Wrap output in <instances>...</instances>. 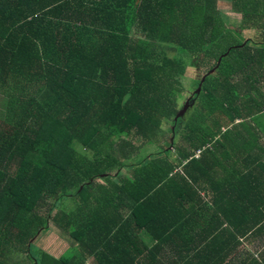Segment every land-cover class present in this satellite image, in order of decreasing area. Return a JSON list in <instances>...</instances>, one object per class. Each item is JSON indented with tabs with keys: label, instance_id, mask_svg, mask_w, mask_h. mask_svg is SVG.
Listing matches in <instances>:
<instances>
[{
	"label": "trees",
	"instance_id": "obj_1",
	"mask_svg": "<svg viewBox=\"0 0 264 264\" xmlns=\"http://www.w3.org/2000/svg\"><path fill=\"white\" fill-rule=\"evenodd\" d=\"M216 1L0 0V264L12 254L8 246L30 248L49 222L85 258L97 247L98 264H214L208 250L216 232L199 230L206 210L230 228L222 253L238 246V237L264 239V181L241 185L221 216L202 208L198 193L202 176L212 181L206 163L220 167L223 150L230 159L251 143L244 121L253 120L254 48L262 43L243 31L264 33V0H231L237 29ZM134 27L143 37L131 36ZM257 58L264 63V53ZM188 68L203 82L180 106ZM199 98L203 129L197 138L182 136L190 116L177 114ZM162 129L171 136L165 147L158 146ZM120 138L116 154L111 139ZM154 145L159 152L149 155ZM192 166L199 179L189 177ZM45 207L42 218L36 210ZM190 209L194 246L183 239ZM36 254L40 264H65ZM259 255L264 261V244Z\"/></svg>",
	"mask_w": 264,
	"mask_h": 264
},
{
	"label": "crops",
	"instance_id": "obj_2",
	"mask_svg": "<svg viewBox=\"0 0 264 264\" xmlns=\"http://www.w3.org/2000/svg\"><path fill=\"white\" fill-rule=\"evenodd\" d=\"M251 35V34H249ZM262 45H256L254 48V55L255 58V69H254V76H255V87H254V100H253V112L252 110H248L247 114L253 115V120H245V123H248L250 127H252V136H251V143L247 144V146L232 150V155L230 159L226 156L224 150L222 155V160L219 157V161H222V165L220 167H216V164L213 163L211 165L210 163H206V172L208 173V176L212 179L213 182L216 183L215 186L210 188L212 186L211 182H203V176L200 178L198 173L194 170V166H192L188 170V175L190 178H196L201 179L200 180V192L199 197L201 200V207L206 208L210 207L213 211V209H220L222 215L223 207H228V210L230 211L229 202L230 197L234 196L235 193L238 195L242 193L241 191V185L243 184H251V180L253 179H260L264 181V63L260 62L259 65V59L257 58V53H264V35L261 40H259ZM259 41L256 40L257 43ZM242 119V118H240ZM239 120V119H238ZM247 121V122H246ZM252 122V123H251ZM241 135L243 134V130L239 129ZM210 146H205L201 148V152L205 148H209ZM190 154L194 153L193 148H189L187 150ZM200 152V154H201ZM218 153V152H217ZM216 153V154H217ZM203 160L208 159H215L217 160V157H211L209 154L204 155ZM199 157V156H198ZM199 160V158H197ZM202 161V159L200 160ZM209 166V167H208ZM175 172H179L182 174L181 169H177ZM250 173L254 178L247 179V173ZM242 178H245L246 180L242 181ZM219 195V200L216 203V206L212 205V198L216 195L221 193ZM191 201L194 202V198L191 199ZM203 212L202 214V221L203 223L200 224L199 230H204L207 228L212 227L216 232V240L209 246L208 253L212 251L214 261V264H227L228 262L232 264H264V261L260 258L259 251L260 248H262V245L264 244L263 238H257L255 236L247 235L245 237H238V246H234L230 251H227L225 254L222 253V248H228V234L230 233V228L226 224L219 225V222L211 221L209 219V211ZM190 222L188 227L185 229V231L188 232V236H184L183 239H187L192 243L194 246V210L190 209ZM199 216V215H198ZM230 216V215H229ZM221 228L227 229L225 232V235L219 239L218 234L220 231H222ZM56 229V228H55ZM264 230V229H263ZM57 234L61 235V233L56 229ZM50 232V223L48 226V232ZM61 241H67L68 248L71 247V252L69 253V256H67V261L65 264H75L78 258L75 256H79L82 254L81 250L77 251L75 250V245L71 242V240L64 239V238H58ZM45 241L47 243H51L55 241L54 237L48 236L45 238ZM149 244L146 245H150ZM101 246V244H100ZM41 252H44L51 255L53 258L58 259L57 257L59 254L55 250H52L55 252V254H51V252H48L44 250V247H40ZM55 248H57V244H55ZM96 250L97 247H93L94 253L87 252V257L85 258V255H83L80 259L84 264H98L96 262ZM10 255V254H9ZM75 255V256H74ZM12 256V257H11ZM191 256V255H190ZM16 257L13 255H10V257L7 259L6 264H18V262L15 259ZM194 259V258H193ZM259 261V262H257ZM194 264V261L191 262ZM29 264V263H28ZM30 264H39L35 261V258H33V262Z\"/></svg>",
	"mask_w": 264,
	"mask_h": 264
},
{
	"label": "rangeland",
	"instance_id": "obj_3",
	"mask_svg": "<svg viewBox=\"0 0 264 264\" xmlns=\"http://www.w3.org/2000/svg\"><path fill=\"white\" fill-rule=\"evenodd\" d=\"M217 10L218 12L222 13L224 16H226L227 20L230 21H238L237 23H234L232 25H229L231 28H236L237 29V25H239L240 23V16L239 13H237L234 9H232V1L231 0H217ZM234 21V22H235ZM247 31H243V38H248L249 40H252V42H256L261 40L264 33L262 32H255L253 31L252 35H249L251 32L246 33ZM131 36H133L134 38H141L143 37L142 32L140 31V29L134 27L132 30V34ZM234 37L236 38V40L238 41L242 39V34L237 33H227L226 34V38L229 37ZM168 48H171L170 45H166ZM177 55H182V53L174 50ZM170 53H172V50L170 51ZM185 57V56H184ZM175 59H178L177 57H172ZM201 72L198 73V71H196L195 69H191L188 68L186 70V74H185V78L182 81V85L184 87V91L183 93L178 96V100L180 103V106L184 103L185 99H187V97H189L191 92H196L198 89V85L201 82ZM208 83L213 84L211 90L214 91L216 94L222 95L224 96L225 92H219L215 87H214V82L213 81H209ZM230 95H233V92H230ZM187 103V102H186ZM205 105L206 103H204L201 98H199V100H197L196 102H194V104H190L187 107V110L185 111L184 114H181L180 117L183 118V121H186V117H189L188 120L185 122L186 125V130L182 133V136L188 135V134H196V138L199 137V131H198V127H201V130L203 129L202 127V121L203 118L205 116ZM4 105L2 102V97L0 96V120L3 119L4 116ZM180 110V108H179ZM193 112V113H192ZM192 113V114H191ZM194 127L196 128V131L194 132ZM167 128V126L165 127ZM162 138L165 140V142L161 145L158 146H162L165 147L166 143L171 141V136L170 133L167 129H162ZM180 133V131H179ZM194 139V135L191 136ZM122 138L118 139V142H116L115 140L111 139L112 141V147L111 149L113 150V152H115L117 154L118 150H119V143L120 140ZM139 139V138H138ZM163 139L159 142H163ZM135 145L137 146H142V145H146L144 144L141 140H136L134 141ZM158 146L154 145L151 147V149H146L147 153L149 155H156L159 150H158ZM169 150H172V147L169 148ZM221 157V155H220ZM66 200V198L63 200V202ZM66 202V201H65ZM48 205H52L50 202H47ZM71 204H69L68 206L70 207ZM61 207V205H58L57 210ZM45 208H41L39 210H36V212H38L39 216H41L42 218H44L48 213H46L47 211L45 210ZM55 211L52 213V215H54ZM50 223V222H49ZM49 223L47 224V227L49 226ZM51 236L54 237L55 241L51 242L50 244L47 243L45 241V238ZM58 238H64V239H68V237L63 236V235H58L56 229L53 227V223H50V232L47 233V231H44L42 233H40V235L37 236L36 239H34V241H32L30 248L29 247H19V248H14V247H9L8 246V251L11 252L12 254L10 255H14L16 258V261L18 262V264H30L33 262V258H35V261L37 263L40 264V259L38 257V254H36L37 251H40L41 248L40 247H44V250L51 252V254H55L54 251L59 254L57 257L59 258H63L65 260V262L68 260L67 256H69V253L71 252V247L68 248L67 246V241H61ZM72 242V239H70ZM73 243V242H72ZM55 244H57V248H55ZM73 245H75V250L80 251L82 250V248L78 245L73 243ZM57 255V254H55ZM36 256V257H35ZM75 256V255H74ZM83 255H79V256H75L76 258L80 259ZM75 264H78V262H75Z\"/></svg>",
	"mask_w": 264,
	"mask_h": 264
},
{
	"label": "water",
	"instance_id": "obj_4",
	"mask_svg": "<svg viewBox=\"0 0 264 264\" xmlns=\"http://www.w3.org/2000/svg\"><path fill=\"white\" fill-rule=\"evenodd\" d=\"M203 82V80H201V83ZM200 90V86H198V89H197V91L196 92H198ZM187 104V103H186ZM187 107H188V105H185L184 107H183V109L177 114V117H179L181 114H184L185 113V111L187 110Z\"/></svg>",
	"mask_w": 264,
	"mask_h": 264
},
{
	"label": "clouds",
	"instance_id": "obj_5",
	"mask_svg": "<svg viewBox=\"0 0 264 264\" xmlns=\"http://www.w3.org/2000/svg\"><path fill=\"white\" fill-rule=\"evenodd\" d=\"M47 232H48V230H47Z\"/></svg>",
	"mask_w": 264,
	"mask_h": 264
}]
</instances>
